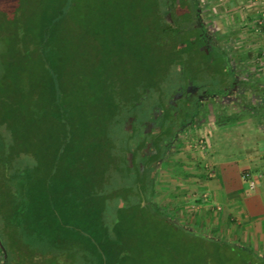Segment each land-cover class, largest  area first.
I'll return each instance as SVG.
<instances>
[{
	"label": "trees",
	"instance_id": "obj_1",
	"mask_svg": "<svg viewBox=\"0 0 264 264\" xmlns=\"http://www.w3.org/2000/svg\"><path fill=\"white\" fill-rule=\"evenodd\" d=\"M13 1L0 0L3 264H119L152 165L193 124L197 102L173 96L188 80L221 92L232 72L201 82L186 61L209 42L192 0H83L82 19L76 0Z\"/></svg>",
	"mask_w": 264,
	"mask_h": 264
},
{
	"label": "rangeland",
	"instance_id": "obj_2",
	"mask_svg": "<svg viewBox=\"0 0 264 264\" xmlns=\"http://www.w3.org/2000/svg\"><path fill=\"white\" fill-rule=\"evenodd\" d=\"M26 1L29 0H23L21 5L18 0H14V8L17 5L24 10L31 7ZM91 2L92 0H89L90 4ZM192 2L196 12L194 23L209 42L205 41L198 47L197 57L192 55L195 54L193 51L190 52L191 54L185 57L186 61L191 57L188 63L194 62L191 65L192 70L198 65L202 68L201 82L216 84V79L219 78L215 72L226 71L227 67L233 77L224 92L209 90L197 96L193 124L188 122L183 127L187 132L179 131L174 146L165 151L163 159L168 161L175 151H183L196 141L205 147L206 144L220 142L224 152L229 154V148L234 146L220 128L225 126L224 129L231 134L229 140H233L236 120H229L230 116L249 118L248 123L252 118L253 121L264 124V0ZM84 3L83 0H76L74 14L80 18L84 16ZM179 35H183V32ZM213 47L223 56L220 57L218 50ZM186 84L190 85L189 80ZM180 97L182 95L177 93L173 100ZM235 149L238 150L239 147ZM156 202L157 197L154 195L148 204L154 206ZM157 209L162 211L161 215L165 216L167 221L151 209L136 217L130 225V232L125 236L127 247L119 264H264V259L255 260L248 248L236 246L230 239L228 242L208 240L203 235L190 233L189 229L168 223L176 220V217L170 219L172 212L169 204L165 208L163 206V210ZM182 220L185 224L188 222L186 219ZM2 255L0 246L1 260ZM0 264H3V260Z\"/></svg>",
	"mask_w": 264,
	"mask_h": 264
},
{
	"label": "crops",
	"instance_id": "obj_3",
	"mask_svg": "<svg viewBox=\"0 0 264 264\" xmlns=\"http://www.w3.org/2000/svg\"><path fill=\"white\" fill-rule=\"evenodd\" d=\"M248 119L240 116L234 122L236 130L231 141L225 126L220 128L234 146L229 148V154L224 152L220 142L205 147L196 141L183 151H175L169 161L163 157L155 161L150 171L151 184L146 194L141 195L140 202L164 221H167L165 216L157 208L163 210V206L169 204L170 219L176 217V220L168 223L189 229L190 233L203 235L208 240L228 242L230 239L236 246L248 248L255 260H262L264 124L252 118L248 123ZM246 171L256 177L253 187L243 177ZM154 195L157 202L151 206L148 202ZM182 219L188 222L185 224Z\"/></svg>",
	"mask_w": 264,
	"mask_h": 264
},
{
	"label": "flooded vegetation",
	"instance_id": "obj_4",
	"mask_svg": "<svg viewBox=\"0 0 264 264\" xmlns=\"http://www.w3.org/2000/svg\"><path fill=\"white\" fill-rule=\"evenodd\" d=\"M191 87H193L191 84L190 85L189 84L182 85L181 88L177 91V93H179V95H182L183 99H182V97H180L179 99H181L182 101H187V99L189 100V99H192L193 98L196 101V98H197L198 95H203V93L209 92L208 90H201V92H198L197 90H195V88L194 89L193 88L191 89ZM225 89L226 88H224V90ZM186 91L188 92V94H187V95H189L188 97H187V95H185ZM176 100H178V99H176ZM175 101L173 103H175ZM193 113H194V111H192V114ZM179 131H181V128H178L176 133L178 134ZM143 133L144 132L141 131V134H143Z\"/></svg>",
	"mask_w": 264,
	"mask_h": 264
},
{
	"label": "built area",
	"instance_id": "obj_5",
	"mask_svg": "<svg viewBox=\"0 0 264 264\" xmlns=\"http://www.w3.org/2000/svg\"><path fill=\"white\" fill-rule=\"evenodd\" d=\"M243 177L248 181L250 187L255 185L256 177H254L250 172H244Z\"/></svg>",
	"mask_w": 264,
	"mask_h": 264
}]
</instances>
